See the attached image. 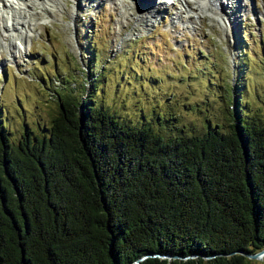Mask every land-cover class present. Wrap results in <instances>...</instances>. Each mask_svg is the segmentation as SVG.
I'll list each match as a JSON object with an SVG mask.
<instances>
[{
	"label": "trees",
	"instance_id": "trees-1",
	"mask_svg": "<svg viewBox=\"0 0 264 264\" xmlns=\"http://www.w3.org/2000/svg\"><path fill=\"white\" fill-rule=\"evenodd\" d=\"M95 86L61 94L49 134L0 131V264H244L264 249V121L163 136L95 105Z\"/></svg>",
	"mask_w": 264,
	"mask_h": 264
},
{
	"label": "rangeland",
	"instance_id": "rangeland-1",
	"mask_svg": "<svg viewBox=\"0 0 264 264\" xmlns=\"http://www.w3.org/2000/svg\"><path fill=\"white\" fill-rule=\"evenodd\" d=\"M223 1L232 22L177 0L149 24L137 0H42L19 33L0 16V131L13 145L49 134L61 94L92 83L95 105L163 136L227 132L239 113L261 123L264 0Z\"/></svg>",
	"mask_w": 264,
	"mask_h": 264
},
{
	"label": "bare ground",
	"instance_id": "bare-ground-1",
	"mask_svg": "<svg viewBox=\"0 0 264 264\" xmlns=\"http://www.w3.org/2000/svg\"><path fill=\"white\" fill-rule=\"evenodd\" d=\"M41 1L42 0H0V16H1V20L4 21V25H2L3 29L10 34L12 32L19 33L20 32L19 29L21 28L26 29L27 25L28 27H30L31 23L28 21V16L30 17L32 16L33 14L31 13L32 10H35L37 8L41 9V5H42ZM72 1L77 6V4H81L83 0H72ZM137 1L138 4L136 7L138 11V21L146 22V24H149V21H151L152 18H156L158 15H160V13L164 8L163 6L165 5V3L164 4L161 3V1L163 2L164 0H137ZM177 1H183V2L185 1L191 9H193V6L196 5L197 8L202 12L207 11L214 16H221L220 14L221 12L226 16V18H228L230 22L233 21V19L229 16V14H227L228 13L227 10H225L227 4L223 0L221 2L220 0H195V2L193 3L190 0H177ZM216 5L218 6V8L214 7ZM9 20L11 21V24L9 23L10 25L7 22H5Z\"/></svg>",
	"mask_w": 264,
	"mask_h": 264
},
{
	"label": "water",
	"instance_id": "water-1",
	"mask_svg": "<svg viewBox=\"0 0 264 264\" xmlns=\"http://www.w3.org/2000/svg\"><path fill=\"white\" fill-rule=\"evenodd\" d=\"M240 254L245 255V257L252 258V259H256V258H260V257L262 258V257H264V249L257 251V253H255V254H249V253H247V251L240 252ZM146 258L147 257H143V258H141L139 260H136L134 262V264H137V263L143 261Z\"/></svg>",
	"mask_w": 264,
	"mask_h": 264
}]
</instances>
